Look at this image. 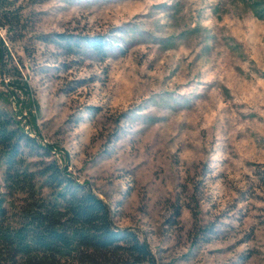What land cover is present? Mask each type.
<instances>
[{"label":"rangeland","instance_id":"obj_1","mask_svg":"<svg viewBox=\"0 0 264 264\" xmlns=\"http://www.w3.org/2000/svg\"><path fill=\"white\" fill-rule=\"evenodd\" d=\"M254 0H0V110L157 264H264ZM63 36L103 35L104 56ZM0 159V192L6 193ZM47 188H43L46 193ZM24 193L5 194L9 220ZM67 260L64 264H69Z\"/></svg>","mask_w":264,"mask_h":264},{"label":"trees","instance_id":"obj_2","mask_svg":"<svg viewBox=\"0 0 264 264\" xmlns=\"http://www.w3.org/2000/svg\"><path fill=\"white\" fill-rule=\"evenodd\" d=\"M264 19V0H254ZM5 21L0 17V26ZM70 50L85 46L104 56L103 35L63 36ZM1 43V38H0ZM50 157L8 112L0 110V159L5 165L0 192V264H157L148 244L130 227H118L109 206L85 182L77 181L56 159L29 167L26 149ZM43 188H47L46 193ZM24 193L16 219L9 220L5 194Z\"/></svg>","mask_w":264,"mask_h":264}]
</instances>
